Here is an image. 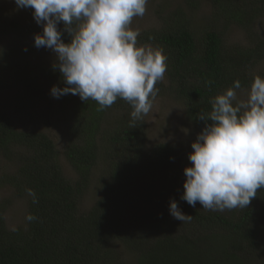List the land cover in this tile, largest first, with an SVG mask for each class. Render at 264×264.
<instances>
[{
  "label": "trees",
  "instance_id": "trees-1",
  "mask_svg": "<svg viewBox=\"0 0 264 264\" xmlns=\"http://www.w3.org/2000/svg\"><path fill=\"white\" fill-rule=\"evenodd\" d=\"M202 1L179 0L170 10L159 4L158 26L137 37L138 46L166 57V78L156 83L152 102L171 97L201 130L199 115L211 111L216 95L236 80L244 89L254 75L264 77V69L254 70L264 61V35L249 32L264 26V0H204L210 10L196 22ZM13 11L0 13V90L35 94L41 79L63 87L55 62L33 63L25 39L43 28L31 22L32 10L14 2ZM58 28L69 42L63 22ZM230 29L249 32V43L226 39ZM7 35L11 42L4 44ZM58 101L68 119L63 144L46 128L17 126L0 111V188L10 192L0 203V264H264V188L244 208L207 210L199 202L193 208L181 198L190 149L150 142L145 115L133 121L132 106L121 98L99 111L96 101L78 95ZM65 163L74 180L64 174ZM172 199L190 221L173 218ZM15 200L23 218L11 227L5 212Z\"/></svg>",
  "mask_w": 264,
  "mask_h": 264
},
{
  "label": "clouds",
  "instance_id": "clouds-1",
  "mask_svg": "<svg viewBox=\"0 0 264 264\" xmlns=\"http://www.w3.org/2000/svg\"><path fill=\"white\" fill-rule=\"evenodd\" d=\"M148 0H15L17 9H31L42 33L34 35L37 48L55 54L53 70H59L63 87L53 85L50 94L78 95L84 102L96 101L99 110L117 98L132 106L131 118L150 112L164 79L166 57L162 49L137 45L139 29L131 27L142 17ZM71 39L65 43L58 23ZM233 87L211 100V111L199 115L205 121L191 142L190 165L184 168L182 199L207 210L247 207L264 188V77L254 75L246 99ZM208 121H211L210 123ZM35 199V192L28 189ZM169 211L179 221H190L176 200ZM29 221L36 219L31 214Z\"/></svg>",
  "mask_w": 264,
  "mask_h": 264
},
{
  "label": "rangeland",
  "instance_id": "rangeland-1",
  "mask_svg": "<svg viewBox=\"0 0 264 264\" xmlns=\"http://www.w3.org/2000/svg\"><path fill=\"white\" fill-rule=\"evenodd\" d=\"M177 1L168 0V2H166L165 0H148L144 16L134 17L131 27L133 29H139L140 32L143 29L158 26V14L157 12L155 13L156 6L165 3L162 9L165 8V10H170L169 3L174 5V2ZM14 2L15 0H0V13L14 15ZM182 4H184V2H182ZM209 10L204 0L199 2L195 9L196 15H194L196 22H199L198 19L204 16ZM31 22L37 24L35 19L31 20ZM249 32L264 35V26L260 25L259 27V25H255V28L253 26ZM248 33H245L242 29H230L226 32L225 38L232 42H237L238 44H248ZM35 34H31L25 39L28 45L34 48L35 52H33L32 55L34 58L33 63L44 65L52 61L55 62V54L52 50L43 47H35ZM11 38L12 35H7L2 41L4 44H9ZM263 62H258L255 65L254 70L257 73L263 71ZM165 78L166 75L164 73L163 80H165ZM40 85L42 87L35 94L27 93L20 88L0 90V111L11 118L17 126L24 125L27 127H36L38 129L46 128V131L56 142L63 144L64 130L68 119L65 117L66 112L64 111L63 105L58 101L59 99L54 98L50 94L51 87L53 85L59 86V82L41 79ZM249 89L250 87L235 90L238 98L246 99ZM182 110L181 104L178 101H174L171 97H162L161 99L158 97L157 100H154L150 112L148 115L144 116L150 142H174L192 151L191 142L195 140L197 133H199L201 129L188 122L182 114ZM29 113L33 117H29ZM145 143L148 144L149 142ZM187 152L189 151L187 150ZM62 169L69 179L74 180L76 178V175L71 171L67 163L63 164ZM94 173V176L98 175V172L94 171ZM9 194L10 192L8 189L0 188V203L5 198L10 197ZM89 194L91 195V193ZM89 199H91V197L88 199L86 198L84 202L88 204ZM15 201L16 202L12 206L6 208L7 210L5 212V218L8 219L11 227L18 225L23 218L22 204L20 201L19 203L17 200Z\"/></svg>",
  "mask_w": 264,
  "mask_h": 264
}]
</instances>
